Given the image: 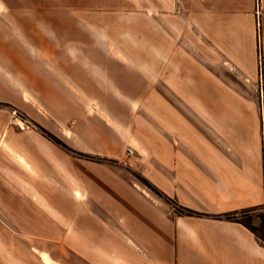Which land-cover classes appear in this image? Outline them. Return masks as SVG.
<instances>
[{"label": "crops", "instance_id": "1", "mask_svg": "<svg viewBox=\"0 0 264 264\" xmlns=\"http://www.w3.org/2000/svg\"><path fill=\"white\" fill-rule=\"evenodd\" d=\"M102 1L96 8H57L55 3L0 0V59L20 61L15 63L17 75L25 66L22 61L88 59L87 53L65 51L64 45L87 43L89 28L117 29L119 34L121 29L130 28L120 17L129 18L128 13L144 10L150 21L154 18L152 13H161L166 6L175 4L192 19L196 42L208 45L224 66L246 81L252 83L250 77L257 76L259 69L264 91V39L258 61L256 25L246 26L250 35L245 42L236 35L231 38L232 32L241 28L239 14L250 13V8L242 7L241 0H149L139 5L131 0ZM77 12L83 17L96 13L113 19L109 24L94 25L87 20H75L73 14ZM113 42L122 41L118 37ZM22 75L26 84H7L4 90L42 93L75 91L83 86L51 72ZM196 118H187L195 130L189 127L184 132L189 134L188 139L177 135L182 128L178 133L173 131L176 164L165 162L160 153L161 158L147 179L177 206L200 214V218L174 214L158 196L150 192L152 197L147 198L141 194L133 182L123 184L119 179L93 175L86 177V181L94 184L91 194L96 203L91 217L78 230L88 241L79 251L69 244L68 231L60 221L63 227L57 228V206L46 188L50 176L44 173L38 155L28 146L31 140L40 142L44 156L50 160L55 154L49 142L35 136L19 137V128L25 129L19 122L14 131L0 120V264H44L41 255L55 264H65L68 258L79 264H117L113 251H105L101 244L104 240H117L119 234L127 237L135 252L158 264H264V241L241 223L217 218L264 207L263 118L262 122L258 118L251 123L246 115L233 117L225 138L214 132L203 137ZM84 129L80 127L81 136L87 138ZM208 137L216 145L220 140V146L207 145ZM197 142L202 148L185 146ZM149 170L152 171L151 167ZM103 181L108 187L103 186ZM61 213L72 225L71 217Z\"/></svg>", "mask_w": 264, "mask_h": 264}, {"label": "rangeland", "instance_id": "2", "mask_svg": "<svg viewBox=\"0 0 264 264\" xmlns=\"http://www.w3.org/2000/svg\"><path fill=\"white\" fill-rule=\"evenodd\" d=\"M101 2L19 0L25 4L55 3L57 8H96ZM130 2L139 5L150 1ZM241 2L243 8H250V13L239 14L241 28L232 32L231 38L236 35L245 42L250 35L246 26L256 25L259 61L260 43L264 39V0ZM177 7L173 4L161 13H152L154 18L150 21L144 10L128 13L131 16L120 17V21L130 25L129 29H121L118 34L117 29L89 28L87 43L64 45L65 51L87 53L88 59L22 61L25 66L19 75L15 63L20 61L0 59V120L14 131L18 130L16 122H19L25 128H19V137L35 136L49 142L55 154L50 160L44 156L40 142L31 140L28 146L38 155L44 173L50 176L46 188L59 208L54 209L57 228L62 229L60 222L66 227L69 244L75 250L88 242L78 230L91 217L96 203L91 194L94 184L87 183L86 177L101 175L119 179L123 184L133 182L141 194L147 198L152 194L158 196L174 214L197 219L200 214L177 206L147 179L159 162L160 153L165 162L176 164L173 131L178 133L182 128L177 135L188 139L189 134L184 133L191 128L187 118L194 115L203 137L214 132L225 138L231 119L240 114L248 116L251 123L258 118L262 122L263 118L264 124L260 70L257 76L250 77L251 83L224 66L208 45L196 42L192 19ZM73 15L77 21L87 20L94 25L109 24L113 19L96 13L87 17L79 16L78 12ZM118 37L122 42L114 43ZM242 52L247 55L246 48ZM222 54L227 56L224 51ZM208 62L216 64L210 66ZM24 72L28 76L51 72L55 77L83 86L75 91L42 93L4 90L7 84H26ZM81 126L85 127L87 138H82ZM205 140L213 148L221 144L219 140L216 145L210 137ZM101 144L106 150L101 149ZM185 146L203 145L197 142ZM98 183L101 185V181ZM102 183L108 187L106 182ZM61 212L71 217L72 225ZM235 218L264 241V207L242 211ZM101 246L105 251H113L117 264H158L135 252L122 234L117 240H104ZM59 255L57 252L60 262ZM41 259L44 264H55L43 255ZM67 260L65 264H79Z\"/></svg>", "mask_w": 264, "mask_h": 264}, {"label": "trees", "instance_id": "3", "mask_svg": "<svg viewBox=\"0 0 264 264\" xmlns=\"http://www.w3.org/2000/svg\"><path fill=\"white\" fill-rule=\"evenodd\" d=\"M188 213H194V212L189 211ZM236 214H237L236 212H234V213H227V214L218 216L217 218H221V219H224V220H227V221H231V222H235V223H241V222L236 221V218H235V215ZM242 225L245 226L249 231H251L256 236V233L254 231H252V229L249 226H246L244 224H242ZM256 237L258 238V236H256Z\"/></svg>", "mask_w": 264, "mask_h": 264}]
</instances>
